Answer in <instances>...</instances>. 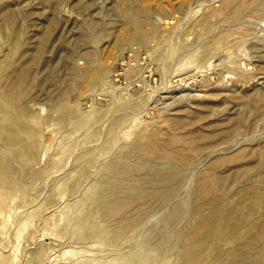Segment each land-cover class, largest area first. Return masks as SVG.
<instances>
[{
  "label": "rangeland",
  "instance_id": "1",
  "mask_svg": "<svg viewBox=\"0 0 264 264\" xmlns=\"http://www.w3.org/2000/svg\"><path fill=\"white\" fill-rule=\"evenodd\" d=\"M0 264H264V0H0Z\"/></svg>",
  "mask_w": 264,
  "mask_h": 264
}]
</instances>
